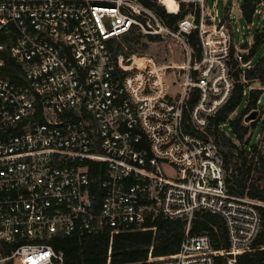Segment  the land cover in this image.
<instances>
[{"label": "built area", "instance_id": "built-area-1", "mask_svg": "<svg viewBox=\"0 0 264 264\" xmlns=\"http://www.w3.org/2000/svg\"><path fill=\"white\" fill-rule=\"evenodd\" d=\"M174 1L175 13L194 4L177 27L142 0H0V264H61L52 236L140 229L151 211L188 226L178 253L148 264H236L251 250L264 202L229 193L217 146L198 135L233 94V45L240 62L249 47L236 48L216 2ZM132 30L164 39L182 62L118 43ZM255 88L261 107L264 83L244 95ZM201 211L224 219L227 250L190 231Z\"/></svg>", "mask_w": 264, "mask_h": 264}, {"label": "trees", "instance_id": "trees-1", "mask_svg": "<svg viewBox=\"0 0 264 264\" xmlns=\"http://www.w3.org/2000/svg\"><path fill=\"white\" fill-rule=\"evenodd\" d=\"M142 2L148 8L154 9L171 27H177L178 22L185 16L186 10L194 8L192 2L182 3L178 13H169L158 0H142ZM255 2L256 0H244L242 3V17L246 22L253 21ZM147 39L153 41L155 37L149 36ZM145 40L142 34L132 30L123 35L118 43L126 42L133 45L136 50H140L147 47L148 42ZM190 42L197 54H200L201 45L197 31L190 35ZM244 46L247 48L248 44ZM263 47L264 29L256 32L252 46L247 53L242 54V62L236 56L237 50L232 47L230 63L235 79L233 94L211 118L208 133H195L203 138L213 139L217 146L226 169L225 182L229 193L233 196L248 197L261 202H264V175L258 161L260 158L264 159L262 155L264 144H259V142L264 143V138L259 139L256 135L258 132L261 135L264 130V120L261 121L262 117H259L248 125L244 123L245 116L248 118L251 111L260 108L257 101L261 96V90L252 89L248 95H244V91L251 84L264 83V55L261 52ZM249 61L253 62V66L242 68V63ZM247 97L248 101L245 103ZM197 99L198 91H195L188 102L190 108L195 105ZM243 103H245L244 109L238 112ZM261 108L263 114L264 104ZM185 119H188L187 111ZM98 165H100L98 162L92 163L91 175L94 177L98 176L96 172ZM259 210L261 213L260 232L251 250L237 256L236 264H264V206H260ZM187 226V220L184 218L169 219L162 213L151 211L146 214V220L140 229L112 234V229L107 228L95 234L54 235L49 243L55 251L63 253L61 264H106L109 250H111L109 264H148L150 254L153 257H164L178 253ZM190 231L193 234L209 233L216 250L229 248L225 222L220 215L198 212L191 222ZM216 263L228 264V260L220 255L216 258Z\"/></svg>", "mask_w": 264, "mask_h": 264}, {"label": "rangeland", "instance_id": "rangeland-1", "mask_svg": "<svg viewBox=\"0 0 264 264\" xmlns=\"http://www.w3.org/2000/svg\"><path fill=\"white\" fill-rule=\"evenodd\" d=\"M208 1H209L208 5L210 8H212L214 2H216V9L218 10V14L220 17H224L225 15L227 17L228 14L231 13V17L234 20L236 48L242 49V50L244 49L245 46L244 45L241 46V44H239L240 43L239 41L242 37L244 40L249 39V42L251 44H248V47L250 49V47L252 46V44L254 42V36H255L256 32L257 31H263V29H264V8H262L263 13L261 15L257 14L254 16L252 22H246L242 17V10H241L242 3L244 2V0H208ZM229 1H231V2L229 3ZM261 1L264 2V0H256L255 3L257 4L258 2H261ZM160 5H162V4H160ZM249 26H251V29L249 28ZM123 44H124V46L128 45V43H126V42H122V45ZM233 47H234V45H233ZM140 50H142L146 54L155 56L159 61H164V62L168 63L171 60V62H173L175 65H178L179 63L182 62V59L180 62V55H178V57H177V53H172L173 55H171L170 48L168 47V42L165 41L164 39L160 38V37H156L153 41H149L147 47L146 48L144 47V49L142 48ZM247 51L248 50H243L241 52V54L247 53ZM261 52H263V55H264V47H263ZM175 61L178 63H176ZM250 66H253V62L250 63ZM246 101H248V97L246 98L245 103H246ZM245 103H243L240 106L238 112H241L244 109ZM249 115H250V113H249ZM259 117H262L261 121L264 120V111L262 114V110H261ZM251 122H252V120H248L247 116H245V122L244 123L246 125H248ZM256 137L259 139L264 138V130L261 132V135L258 132ZM259 144H264V143L259 142ZM262 150H263V148H262ZM262 155H264V153ZM258 164L261 165L260 170H261V172H263V175H264V159L260 158V160L258 161ZM167 170H169V169H167ZM169 171H171V170H169ZM249 185H251V184L249 183ZM259 189H261V188H259Z\"/></svg>", "mask_w": 264, "mask_h": 264}, {"label": "bare ground", "instance_id": "bare-ground-1", "mask_svg": "<svg viewBox=\"0 0 264 264\" xmlns=\"http://www.w3.org/2000/svg\"><path fill=\"white\" fill-rule=\"evenodd\" d=\"M161 1L167 4L169 11L175 13L178 10L177 3L174 0H161Z\"/></svg>", "mask_w": 264, "mask_h": 264}, {"label": "water", "instance_id": "water-1", "mask_svg": "<svg viewBox=\"0 0 264 264\" xmlns=\"http://www.w3.org/2000/svg\"><path fill=\"white\" fill-rule=\"evenodd\" d=\"M231 1H229L230 3ZM261 101L264 103V94L261 97ZM257 117V113L256 112H252L250 113V115L248 116V120H253Z\"/></svg>", "mask_w": 264, "mask_h": 264}]
</instances>
